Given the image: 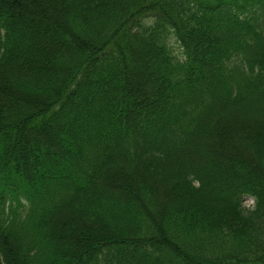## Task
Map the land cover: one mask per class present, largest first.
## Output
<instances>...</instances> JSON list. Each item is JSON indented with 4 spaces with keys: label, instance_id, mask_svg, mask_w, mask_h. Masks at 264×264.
<instances>
[{
    "label": "trees",
    "instance_id": "obj_1",
    "mask_svg": "<svg viewBox=\"0 0 264 264\" xmlns=\"http://www.w3.org/2000/svg\"><path fill=\"white\" fill-rule=\"evenodd\" d=\"M0 264H264V0H0Z\"/></svg>",
    "mask_w": 264,
    "mask_h": 264
},
{
    "label": "rangeland",
    "instance_id": "obj_2",
    "mask_svg": "<svg viewBox=\"0 0 264 264\" xmlns=\"http://www.w3.org/2000/svg\"><path fill=\"white\" fill-rule=\"evenodd\" d=\"M171 45L174 47V50L177 54L181 53L180 46L175 40H171ZM244 202L247 206H250L252 205L253 199L251 197H246Z\"/></svg>",
    "mask_w": 264,
    "mask_h": 264
}]
</instances>
